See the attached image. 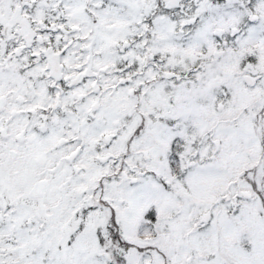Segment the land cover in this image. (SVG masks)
Masks as SVG:
<instances>
[{"label": "snow or ice", "instance_id": "snow-or-ice-1", "mask_svg": "<svg viewBox=\"0 0 264 264\" xmlns=\"http://www.w3.org/2000/svg\"><path fill=\"white\" fill-rule=\"evenodd\" d=\"M0 264H264V0H0Z\"/></svg>", "mask_w": 264, "mask_h": 264}]
</instances>
